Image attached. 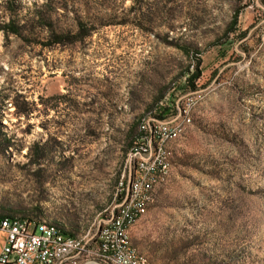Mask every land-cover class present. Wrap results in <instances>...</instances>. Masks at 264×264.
Returning <instances> with one entry per match:
<instances>
[{"label": "rangeland", "instance_id": "rangeland-1", "mask_svg": "<svg viewBox=\"0 0 264 264\" xmlns=\"http://www.w3.org/2000/svg\"><path fill=\"white\" fill-rule=\"evenodd\" d=\"M45 1L16 4L25 18ZM133 4L56 0L58 27L89 19L75 43L0 31V215L54 222L95 248L122 202L119 180L129 183L139 161L122 153L128 124L189 65L166 38L202 50L201 75L197 89L172 91L177 111L147 119L189 117L166 145L170 169L132 225V244L158 264H264V0ZM235 10L231 44L208 47ZM80 255L74 264H106Z\"/></svg>", "mask_w": 264, "mask_h": 264}, {"label": "trees", "instance_id": "trees-1", "mask_svg": "<svg viewBox=\"0 0 264 264\" xmlns=\"http://www.w3.org/2000/svg\"><path fill=\"white\" fill-rule=\"evenodd\" d=\"M135 3L139 0H133ZM56 0H46L41 6L34 11L30 17L22 18L20 16V8L16 4V0H3L0 4V31L4 35L13 34L21 39L29 36H40L44 32V45L53 46L55 44H67L80 41L90 34L91 28H86L88 18H76L74 30L68 27H58L52 18V4ZM239 11L235 10L227 23L223 33L217 40H214L208 47L216 46L225 49L231 44V33L237 32ZM85 29V30H84ZM244 31L239 32L237 36H242ZM168 45L176 47L188 59L189 65L185 69L171 78L151 99L149 103L137 114L135 118L128 124L124 135V144L122 145V153L125 155L127 151H136V148L151 138V128L153 121L148 122L149 117L155 119H164L170 114L177 111L174 103L173 92L176 89L195 90L197 89L196 81L201 75V54L202 50L195 44L179 43L165 38ZM21 110H18V113ZM149 136V138H147ZM39 152H36L38 157ZM125 196L120 199L123 200ZM11 217L9 215H2ZM31 220L29 218H25ZM38 221H43L42 219ZM63 230V229H62ZM66 234H71L63 230ZM72 235V234H71Z\"/></svg>", "mask_w": 264, "mask_h": 264}, {"label": "built area", "instance_id": "built-area-1", "mask_svg": "<svg viewBox=\"0 0 264 264\" xmlns=\"http://www.w3.org/2000/svg\"><path fill=\"white\" fill-rule=\"evenodd\" d=\"M150 130L151 141H146L137 147L135 155L149 152L152 135H155V132H163V137L171 132L161 130V122L154 124ZM162 169H170V163L164 158L154 165L141 167L139 172L142 175V182L139 192L129 191V185L122 186L120 199L125 196V192H132L134 207L125 208L122 220H116L113 226L108 227L102 234V240L97 242L93 250L97 253H105L117 264H144L132 252L130 233H123L122 223L125 219L131 218L140 206L153 201V191L159 183V173ZM22 234H30V241H22ZM0 237H2L0 264H49L53 251L62 252L61 264H74V258H83V255H80V247L72 243L70 235L43 229L38 220L13 222L12 219H0Z\"/></svg>", "mask_w": 264, "mask_h": 264}, {"label": "bare ground", "instance_id": "bare-ground-1", "mask_svg": "<svg viewBox=\"0 0 264 264\" xmlns=\"http://www.w3.org/2000/svg\"><path fill=\"white\" fill-rule=\"evenodd\" d=\"M189 121V117L187 114L184 116V120L181 122H166L161 123V130L171 131L167 133L163 137V132H155V135L152 136V145L149 146V152L145 154H136L135 152L133 155L137 156L139 158V161H137L135 166V171L133 174H131L129 178V183L126 182L124 175H122L121 179L118 182V188L119 193L121 192V188L123 185H129V191L132 192H139L141 182H142V175L139 172L141 167L143 166H150L154 165V163H158L160 160H164L169 163L167 160V149L166 145L171 140H174L178 136L181 135L184 129L185 122ZM175 128V131L173 129ZM151 141V140H150ZM169 169H162L159 173V182L163 181V179L166 177ZM132 192H125V197L123 198L122 202L120 204H117L114 208V210L111 211L110 215H107L105 219L102 220V225L99 228V237L96 239V244L98 241L102 240V234L107 231L108 227L113 226L116 222V220H122L123 218V211H125V208L134 207V198ZM144 206H140L139 209L132 215L131 218L125 219L122 223V231L123 233H130L131 227L142 212ZM0 219L2 220H13V222H23V219L17 216H2L0 215ZM40 227L47 230H54L57 232L64 233L61 228L58 226V224L43 220L38 221ZM70 240H72V243H75L76 247H80V253H85L88 255H93L96 258L100 259L102 262L106 264H117L115 260H110L109 256H107L105 253H97V251L93 249H86V242L83 241L82 238H77L74 235H70ZM22 241H30V234H22ZM131 249L132 252L135 253L137 257H139V260L142 261L144 264H158L152 260H150L146 255H143L139 252V250L132 244L131 242ZM62 263V252L61 251H53V253L50 255V262L49 264H61Z\"/></svg>", "mask_w": 264, "mask_h": 264}, {"label": "water", "instance_id": "water-1", "mask_svg": "<svg viewBox=\"0 0 264 264\" xmlns=\"http://www.w3.org/2000/svg\"><path fill=\"white\" fill-rule=\"evenodd\" d=\"M91 262H93V263H95V264H101L100 262H96V261H91Z\"/></svg>", "mask_w": 264, "mask_h": 264}, {"label": "crops", "instance_id": "crops-1", "mask_svg": "<svg viewBox=\"0 0 264 264\" xmlns=\"http://www.w3.org/2000/svg\"><path fill=\"white\" fill-rule=\"evenodd\" d=\"M1 242H2V237H1Z\"/></svg>", "mask_w": 264, "mask_h": 264}]
</instances>
